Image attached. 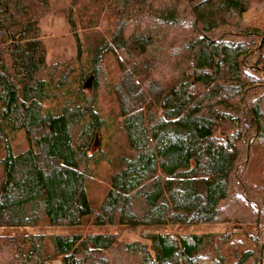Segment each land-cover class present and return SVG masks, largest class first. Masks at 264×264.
Wrapping results in <instances>:
<instances>
[{
  "label": "trees",
  "instance_id": "16d2710c",
  "mask_svg": "<svg viewBox=\"0 0 264 264\" xmlns=\"http://www.w3.org/2000/svg\"><path fill=\"white\" fill-rule=\"evenodd\" d=\"M27 1L0 0V31L5 35L21 27L6 40L0 33V264H53L56 259L59 264H111L106 255L114 236L82 235L76 228L211 224L234 184L239 185L238 208L250 210L251 220L242 221L253 224L244 232L264 227V197L252 193L246 182L255 139L264 137V35L238 23L250 0H122L121 6L115 0H82L77 12L80 24H88L83 28L89 68L80 70L74 90L67 78L71 67L45 65L44 55L36 56L42 51L38 42L23 41L39 19ZM32 1L46 5V0ZM124 12H133L137 22L152 21L153 31L128 32ZM179 25L189 37L165 44L170 56L180 58L177 75L164 86L152 79L146 86L153 61L160 62L157 53L149 54L162 44L151 34ZM74 40L78 61L81 41L76 35ZM106 55L117 67L105 91L117 97L115 116L121 119L124 146L90 154L108 127L94 104ZM88 77L92 99L82 91ZM58 96L67 98L55 105ZM46 102L54 105L44 108ZM18 132L25 148L17 152L12 140ZM101 160L105 172L96 184L102 192L92 203L89 189L96 184L91 179ZM40 224L75 231L63 237L26 233ZM248 238L259 246L258 237ZM147 241L148 247L120 244V264H264L259 248L239 256L232 251L234 261L227 262L228 234L177 239L151 234Z\"/></svg>",
  "mask_w": 264,
  "mask_h": 264
},
{
  "label": "rangeland",
  "instance_id": "374dc122",
  "mask_svg": "<svg viewBox=\"0 0 264 264\" xmlns=\"http://www.w3.org/2000/svg\"><path fill=\"white\" fill-rule=\"evenodd\" d=\"M118 2V4L122 5V0H115ZM169 0H155L156 3L158 2H168ZM155 3V4H156ZM28 7L30 9L33 8V11L35 10L36 13L39 15L38 23L33 30V34H26L23 36V41H30V42H38L39 47L42 49L39 51H36V56L44 55V64L50 66V65H59L62 66V64L69 66L73 69V71L69 72L67 75L69 86L72 90L76 87V85L81 81L79 78V72L83 69H88L89 65L86 62L87 54L84 52L86 49V46L89 45L88 40H85L86 33H88L87 30H85V26L88 24H80V18L81 14L77 12V8L81 7L83 8L82 0H46L45 6L35 5L32 0L27 1ZM163 3L160 4L162 6ZM34 11V12H35ZM71 12V15L74 18L75 25L71 26V22L68 20L67 14ZM132 13L125 14L123 18H128L125 22V29L128 32L134 31L137 34L145 35L148 33V29H152L153 23L152 21H146L142 20V18L137 19L132 18ZM69 16V17H70ZM103 17L102 13L100 14V18ZM181 17V16H180ZM187 17V16H186ZM135 21L137 22L138 27H140L138 30H136ZM237 21V20H236ZM104 22V21H103ZM238 23L240 25V28H255V27H261L264 25V0H250L249 4L247 6V10L240 15L238 18ZM84 27V28H83ZM102 27H105L104 23L102 24ZM99 29V28H97ZM258 29V28H256ZM261 29V28H260ZM258 29V30H260ZM21 30V27H13L9 30L7 34H3L2 31H0L1 34H3V40L8 39L10 36L16 35ZM158 30V29H157ZM261 31V30H260ZM264 31V30H263ZM261 31L264 35V32ZM103 32V30H101ZM157 34L152 33V37L155 39L160 40L161 49L160 53L158 52H152L149 54L151 56L153 53L155 54V60L158 58L160 59L159 63H156L153 61V69L154 72L152 73V77H146L145 79V85L148 86V80L152 79L156 83L161 84L164 86L165 84L169 83V80L171 78H175L174 76L177 75V70L174 66L180 62V58L173 56H170L172 52H170V49L168 50L167 47H165V44L169 42L173 43H180L179 39H187L189 37V30H184L182 26H177L173 28L163 29L160 28V31H156ZM79 37L81 41V57L78 61L75 59L76 55V43L74 40V36ZM165 36V39H164ZM87 38V37H86ZM180 39V40H181ZM177 43V44H178ZM157 45V44H156ZM156 49V47H153V50ZM179 52H177L178 54ZM175 54V53H174ZM262 57L264 58V45L262 48ZM176 55V54H175ZM119 58L123 60V57L119 55ZM149 59V58H148ZM124 62V61H123ZM252 62V61H251ZM250 62V64H252ZM105 71L103 72V76H101V79L99 80L98 85V93L96 96H94V104L98 110V113L107 120V131H101L99 134V137L95 139L94 145L92 147V151H90V154L92 152L103 150L104 153L108 147L112 145H119V151L124 146V138L122 137V133L119 132V121L120 118H116L115 114L118 111V102L117 97H113V94H106L105 91V84H109L113 82L117 75V67L113 60V58L110 55H106L105 57ZM125 65V63H124ZM126 66V65H125ZM184 64H181L180 67H183ZM260 65H258L259 67ZM82 68V69H81ZM179 68V67H178ZM79 69V70H78ZM253 69L251 68V71ZM254 71V70H253ZM255 74V73H254ZM113 79V80H112ZM83 82V81H82ZM145 86V89H146ZM91 83L89 88H84L83 94L86 98H93V88H91ZM57 94V92H56ZM67 98V97H66ZM66 98H61V96H58L54 102L56 105L59 103H62L66 101ZM53 102H46L44 103V108L52 107ZM260 110L262 112V115L264 117V97L261 100ZM87 110L85 109L84 112ZM253 137V134L251 135ZM253 146V150L251 151V155L253 157V160L248 161V174L246 175V182L249 186V190L252 193H258L259 196L264 197V192L262 191L263 185H264V137L262 139H255ZM12 145L16 148V151H23L25 148V141L22 136L21 132H18L15 135V139L12 140ZM116 146V148H117ZM244 146H241L243 148ZM114 149L117 151V149ZM15 150V149H14ZM239 166L242 165L243 160V152L239 153ZM95 174L92 176L91 181L96 184L102 183L103 180V174L105 172V165L103 161L97 165V167L94 169ZM104 186V185H103ZM239 185H233L230 188L228 198L227 200H224L220 203L219 209H218V216L214 223L211 224H203V225H191V226H179V225H165L161 227H135V228H129V227H122V226H104V227H92L84 225L79 228H76V231L78 233H81L82 235H86L88 233L90 234H111L115 238V245L111 249L109 253H107V257L109 261H111V264H116V262H119L120 259V253H119V245L123 243H132L137 242L140 244H144L147 247L149 246V243L147 241V236L151 234H159L161 236H168L172 239L177 238H187L188 236H202V235H215L220 236L222 234H228L229 236V242L224 247V250L226 251L225 257L227 258V262H233V258L230 254V252L235 251L236 255L239 256V253L242 252V250L245 249H252L254 250L253 254H256L257 251L260 249V251L264 252V227H262L259 230L255 229V232L252 230V228H249V232H244V229L246 227H249V225H252V222H243L242 219L251 220L249 216L250 210H243V207H239L240 201L238 199L234 200L235 192H238ZM257 191V192H256ZM102 192V189L99 185H92L89 189V197L91 199L92 203H95L96 199H98ZM241 204V203H240ZM248 214H247V213ZM255 227V226H254ZM26 233H38V234H50V235H56V236H65L67 234H72L75 229H72L71 227H67L64 225L60 226H47L45 224H40L38 227L35 228H26ZM7 231V230H6ZM21 230H17L19 233ZM15 232V231H14ZM251 232V233H250ZM3 233V230L0 228V234ZM11 233V232H9ZM13 233V232H12ZM231 234V236L229 235ZM256 236L258 237L259 246H254L253 242L249 240V236ZM259 248V249H258ZM137 260V259H135ZM126 263V262H125ZM248 263H253L248 261ZM53 264H59L58 259L53 261ZM120 264V262H119ZM124 264V263H123ZM134 264H138V261H136ZM201 264H211L209 261H202ZM247 264V263H246Z\"/></svg>",
  "mask_w": 264,
  "mask_h": 264
},
{
  "label": "water",
  "instance_id": "95a60500",
  "mask_svg": "<svg viewBox=\"0 0 264 264\" xmlns=\"http://www.w3.org/2000/svg\"><path fill=\"white\" fill-rule=\"evenodd\" d=\"M91 81H92V77H88L87 80H85L83 83V88H86V89L89 88ZM166 96H164V98L162 99L161 105H162L163 101L165 100Z\"/></svg>",
  "mask_w": 264,
  "mask_h": 264
},
{
  "label": "crops",
  "instance_id": "0c3cea01",
  "mask_svg": "<svg viewBox=\"0 0 264 264\" xmlns=\"http://www.w3.org/2000/svg\"><path fill=\"white\" fill-rule=\"evenodd\" d=\"M255 28H258V29H260L261 31H263L264 30V25L263 26H261L260 28L259 27H255ZM264 32V31H263Z\"/></svg>",
  "mask_w": 264,
  "mask_h": 264
}]
</instances>
